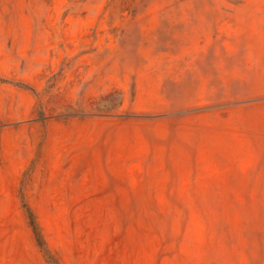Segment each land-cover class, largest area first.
Masks as SVG:
<instances>
[{"label":"rangeland","instance_id":"374dc122","mask_svg":"<svg viewBox=\"0 0 264 264\" xmlns=\"http://www.w3.org/2000/svg\"><path fill=\"white\" fill-rule=\"evenodd\" d=\"M73 119L0 164V264H264V0H0V147Z\"/></svg>","mask_w":264,"mask_h":264},{"label":"crops","instance_id":"0c3cea01","mask_svg":"<svg viewBox=\"0 0 264 264\" xmlns=\"http://www.w3.org/2000/svg\"><path fill=\"white\" fill-rule=\"evenodd\" d=\"M105 119H109L111 121L109 122H113V123H119V124H133V116H128L126 118H124V122L123 119L121 117H107V118H99L97 119L98 121L101 120H105ZM89 118L87 119H82L83 122L87 123L89 122ZM77 121V119H73L71 120V122L66 121V122H48L46 123V128H47V135H46V141L44 142V144L41 145V147H39L36 143H34L31 147H29L28 149H25L23 147L17 146V147H13L12 149H6V148H1L0 147V164H11L14 169L18 170V171H22L24 169L27 168V166L33 162L37 160V163L42 164L45 161H48L49 159H51L53 152L51 151L50 148V129L51 127L56 124L57 126H65L68 127L69 125H72L73 123H75ZM104 123L106 121H103ZM108 122V121H107ZM35 124L39 125L38 123ZM87 132H89V130H87ZM85 136H87L85 134ZM88 137V136H87ZM44 138V139H45ZM43 139V140H44ZM43 143V141H42ZM121 157V153L117 154V158L120 159ZM116 158V156H115Z\"/></svg>","mask_w":264,"mask_h":264},{"label":"trees","instance_id":"16d2710c","mask_svg":"<svg viewBox=\"0 0 264 264\" xmlns=\"http://www.w3.org/2000/svg\"><path fill=\"white\" fill-rule=\"evenodd\" d=\"M29 213H30L31 224L35 230V233H36V236H37V239H38L40 246H42L46 252H49L48 247L46 245V241L43 237L41 229H40L38 222L36 220V217L34 216V214L31 211H29Z\"/></svg>","mask_w":264,"mask_h":264}]
</instances>
